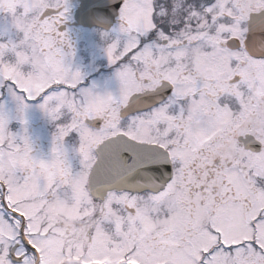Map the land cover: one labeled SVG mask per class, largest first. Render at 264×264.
Here are the masks:
<instances>
[{
  "label": "snow or ice",
  "instance_id": "6c2138e0",
  "mask_svg": "<svg viewBox=\"0 0 264 264\" xmlns=\"http://www.w3.org/2000/svg\"><path fill=\"white\" fill-rule=\"evenodd\" d=\"M65 258L264 264V0H0V264Z\"/></svg>",
  "mask_w": 264,
  "mask_h": 264
},
{
  "label": "flooded vegetation",
  "instance_id": "af4514ba",
  "mask_svg": "<svg viewBox=\"0 0 264 264\" xmlns=\"http://www.w3.org/2000/svg\"><path fill=\"white\" fill-rule=\"evenodd\" d=\"M72 22H70L71 26ZM72 38L76 41L78 40L76 37V34H72ZM77 44V55L78 58L82 61L83 64L87 65L92 61V55L91 52L86 48V45L83 41L76 42ZM15 127V126H14ZM31 131L34 135H38L41 138L38 141V146L45 148L47 147V130L42 122V120L39 118L38 115H34L32 124H31ZM63 210H57V214L59 215ZM74 258H65L64 261H62V264H73Z\"/></svg>",
  "mask_w": 264,
  "mask_h": 264
},
{
  "label": "rangeland",
  "instance_id": "374dc122",
  "mask_svg": "<svg viewBox=\"0 0 264 264\" xmlns=\"http://www.w3.org/2000/svg\"><path fill=\"white\" fill-rule=\"evenodd\" d=\"M78 41H80V40H76V42H78Z\"/></svg>",
  "mask_w": 264,
  "mask_h": 264
}]
</instances>
